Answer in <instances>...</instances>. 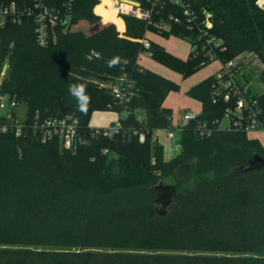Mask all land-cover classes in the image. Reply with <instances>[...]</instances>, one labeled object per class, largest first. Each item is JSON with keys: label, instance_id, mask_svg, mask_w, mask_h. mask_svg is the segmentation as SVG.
<instances>
[{"label": "trees", "instance_id": "16d2710c", "mask_svg": "<svg viewBox=\"0 0 264 264\" xmlns=\"http://www.w3.org/2000/svg\"><path fill=\"white\" fill-rule=\"evenodd\" d=\"M163 1L150 23L126 16L125 38L94 14L99 0H76L69 29L43 47L33 19L0 27L1 93L23 105L28 120L38 113L79 121L72 151L33 135L0 136V264H264V166L250 163L264 159V145L234 123L216 124L235 100L216 95L214 73L188 91L202 111L179 132L180 152L166 160L154 134L177 130L164 101L180 85L138 64L145 53L187 79L213 62L205 41L211 37L225 48L214 49L217 60L251 53L264 65V10L257 0ZM109 3L103 0L96 13L122 30L115 12L104 8ZM147 32L188 40V59L131 40ZM115 57L116 66L108 67ZM255 72L261 95L238 73L236 81L257 102L264 128V69ZM124 75L135 87L120 104L111 86ZM75 83L87 87L86 113L68 91ZM109 110L121 114L112 138L90 126L94 112ZM204 123L209 136L198 132ZM183 166L189 173L180 179ZM164 177L175 180L166 207Z\"/></svg>", "mask_w": 264, "mask_h": 264}, {"label": "built area", "instance_id": "2783aa9c", "mask_svg": "<svg viewBox=\"0 0 264 264\" xmlns=\"http://www.w3.org/2000/svg\"><path fill=\"white\" fill-rule=\"evenodd\" d=\"M109 4H105L106 10L115 12L116 18L123 22V29L120 30L118 25L110 20L105 21L102 15L96 13V8L103 4V0L94 8V14L100 18L102 23H109L116 27L120 37L125 38L126 28L124 27L126 16L139 20L151 22L152 12L160 6L163 7V0H147L150 7H144L137 0H109ZM175 4H181V0H173ZM76 0H0V27L7 24H22L25 19H33L35 21V36L40 46H46L48 41H56L57 32H66L73 18L74 5ZM186 15L190 13L185 11ZM209 17V15L207 16ZM178 22V19H174ZM207 28L211 27L208 18L205 21ZM161 29H169V25L161 24ZM132 41H141L140 44L146 48L149 47V40L145 37L140 39H131ZM208 47V55L211 61H217L220 64L219 70L215 73L216 78V95L222 96L226 102L235 100L233 109H229L225 116L229 119L227 127L233 125L240 126L248 136L254 133H263L264 128L261 127L259 120L260 109L256 106V101L249 99V91L247 86L241 87L236 81L237 73L240 74L241 58L252 55L251 53L241 54L228 62H221L216 59L214 49L224 50L222 42L215 38H206ZM134 83L125 75L118 78L111 86L114 98L121 104L129 100L133 95ZM23 106L18 101L10 98L7 94L1 93L0 80V136L13 134L16 137L33 135L42 143L57 140L66 150H75L78 142V126L79 121L72 115H63L57 117H48L40 119L37 113L32 120H28L25 110L21 112L19 108ZM196 114L185 113L182 119L174 124L176 131H165L169 139H173L176 133H179L183 126L188 122L196 119ZM224 116V117H225ZM245 120L247 122L244 124ZM221 122L216 124L220 125ZM120 128L119 119L111 126L103 128L104 135L112 138ZM212 128L207 123L198 126V132L202 136L212 134ZM140 141H144V134L139 135Z\"/></svg>", "mask_w": 264, "mask_h": 264}, {"label": "crops", "instance_id": "0c3cea01", "mask_svg": "<svg viewBox=\"0 0 264 264\" xmlns=\"http://www.w3.org/2000/svg\"><path fill=\"white\" fill-rule=\"evenodd\" d=\"M258 5L260 6V8H262L264 10V0H261V3H259ZM124 27L126 28L125 23H124ZM157 35H159V34L152 33V32H147L145 38L147 40H149L148 42L152 41V42H155L158 45L162 46L167 52H169L170 54L176 56L177 58H179L181 60H187L188 59V57L190 55V52H191V49H192L190 43L187 45L184 41H181V38H178V37H175V36H170V37H167V38L165 37L166 40H167L166 41L163 38L159 39L157 37ZM137 42L140 43L141 41H137ZM214 62H216L217 64L210 65L204 71H203V69H202V71L200 70L201 72L198 71V72H200L199 75H197L198 72L195 73L196 74L195 79L194 80L192 79L190 81V83H188V85L184 88V90L182 92H187L188 93V91L192 87H194L195 85L199 84L200 82L204 81L205 79H207L208 77H210L211 75L216 73L219 70V68H220V64L217 61H214ZM214 62H212V63H214ZM138 64L140 66H142L143 68H146V69H148V70H150V71H152V72H154V73H156V74H158V75H160L162 77H165V78H167V79H169V80H171L173 82L178 83L176 78L172 75V71L173 70H171L170 68L166 67L165 65H163L161 63L156 62L148 54L142 53L139 56V58H138ZM173 72H175V71H173ZM195 74H194V76H195ZM241 75L243 76V82H245V80H248V77L245 76V74H241ZM251 75H252V73H251ZM177 92H179V91H177ZM172 93H174V92H171L167 96V98L165 99L164 107L170 108L172 110V112H173V108H172L173 104L169 103V101H168L169 98L171 97ZM187 107L189 109L188 110L189 112H186V113H193V114L198 115L202 111L201 102L196 100V99H194V98H191V101L187 102ZM99 112H102V111H99ZM99 112H94L93 115L96 114V113H99ZM118 119H119L118 116L112 117L110 119L109 124H107V126H102V127L103 128L109 127V126L113 125ZM173 123L176 124V122H173ZM90 126H91V124H90ZM91 127H93V126H91ZM93 128H100V127H93ZM179 136H180V134L176 133L173 139H169L166 136V133H165L164 130L155 131L154 138L160 145L163 146L164 158L166 160H170L171 158H173L174 156H176L180 152V145L177 144V142H176V140H178ZM262 136H264L263 133H254V134H251L249 136V138L258 139L264 145L263 141L261 140Z\"/></svg>", "mask_w": 264, "mask_h": 264}, {"label": "rangeland", "instance_id": "374dc122", "mask_svg": "<svg viewBox=\"0 0 264 264\" xmlns=\"http://www.w3.org/2000/svg\"><path fill=\"white\" fill-rule=\"evenodd\" d=\"M157 37L159 39L163 38L166 40V38L161 36V35H157ZM181 41H184L187 45L189 44L188 40H185V39L182 40L181 39ZM245 54H247V53H245ZM241 61H242L240 64V67H241L240 72L241 73L239 74L238 77L240 78L241 81H243V76L241 74H245V76L248 77V80H245L244 83H246V85L248 87L252 88V90H254V92H256L257 95H261L263 93V89L258 84V82L256 81L255 76H252L250 72L252 71V68H254V70L256 71L255 75H258L259 71H262L264 69V65L261 62H259L253 54L252 55L247 54V56H244L241 58ZM212 64L214 65L217 63L214 62V63L209 64L208 66L202 68L203 71L206 70L207 67H209ZM202 69H201V71H202ZM200 72H198L197 75H199ZM172 75L176 78L178 84H180L179 92L172 93L171 97L168 100L169 103L173 104V107H172L173 108V122L177 123L182 119L183 115L186 112H189L188 111L189 109L187 107V102L191 101V98L187 95V92H182V91L188 85V83H190V81L192 79L193 80L195 79L196 74H195V76L192 75V76L188 77L187 79H183L181 74H178V73L173 72V71H172ZM19 110H21V112H23L25 109L23 106H21L19 108ZM139 114L142 115L143 112L139 111ZM115 116L120 117L121 114L119 115V113H117L116 111H112V110L99 112V113H96L92 116L90 124L93 127H100L101 128L102 126H107V124H109V122H110V119L112 117H115ZM122 117H123V114H122ZM228 124H229V119H228V117L225 116L221 120L220 127L222 129H225L228 126ZM261 140L264 143V136L261 137ZM176 142H177V144L180 145V136H179L178 140H176ZM173 185H175L174 179L164 177V178L160 179V181H159V186H160V189L162 191V203H163L164 207H166V205L171 201Z\"/></svg>", "mask_w": 264, "mask_h": 264}, {"label": "clouds", "instance_id": "9594fccd", "mask_svg": "<svg viewBox=\"0 0 264 264\" xmlns=\"http://www.w3.org/2000/svg\"><path fill=\"white\" fill-rule=\"evenodd\" d=\"M258 4L261 0H257ZM98 55V54H97ZM119 61V57L108 60L107 66L114 67ZM68 91L70 95L77 101V109L83 113H86L87 106L90 104V96L87 93V87L83 83L70 84Z\"/></svg>", "mask_w": 264, "mask_h": 264}, {"label": "water", "instance_id": "95a60500", "mask_svg": "<svg viewBox=\"0 0 264 264\" xmlns=\"http://www.w3.org/2000/svg\"><path fill=\"white\" fill-rule=\"evenodd\" d=\"M7 69L5 65L4 70ZM253 166L263 167L264 166V159L259 156H254L253 159L250 161ZM189 168L187 166H183L178 170V177L180 179H184L188 176Z\"/></svg>", "mask_w": 264, "mask_h": 264}]
</instances>
